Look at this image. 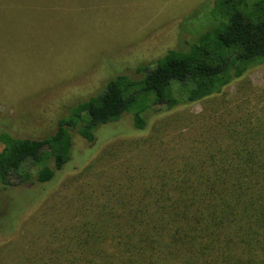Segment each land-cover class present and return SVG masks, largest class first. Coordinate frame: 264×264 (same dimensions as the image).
<instances>
[{
    "label": "trees",
    "instance_id": "16d2710c",
    "mask_svg": "<svg viewBox=\"0 0 264 264\" xmlns=\"http://www.w3.org/2000/svg\"><path fill=\"white\" fill-rule=\"evenodd\" d=\"M200 19L187 48L140 65V78H111L71 105L54 133L37 139L0 128L1 220L5 190L37 184L35 206L51 184L70 189L57 197L60 222L30 264H264V109L229 110L213 141L156 162L148 155L156 145L149 125L162 111L207 103L264 65V0H210L185 23ZM126 114L132 122L116 129V144L75 160L76 134L94 142Z\"/></svg>",
    "mask_w": 264,
    "mask_h": 264
},
{
    "label": "rangeland",
    "instance_id": "374dc122",
    "mask_svg": "<svg viewBox=\"0 0 264 264\" xmlns=\"http://www.w3.org/2000/svg\"><path fill=\"white\" fill-rule=\"evenodd\" d=\"M209 2L0 0V128L37 139L54 133L71 105L101 92L111 78L118 74L140 78V65L154 63L169 49L187 48L202 22L186 24L187 16L207 8ZM262 109L264 65L207 103L162 111L149 125L148 135H154L156 145L148 155L151 160L165 152L180 155L197 140L201 145L213 141L218 120L227 111L237 117L249 110L256 115ZM131 122L132 116L126 114L98 130L94 142L76 134L75 160L80 154L96 156L106 145L116 144V129H127ZM110 162L113 165L107 168L106 163L103 173L108 182L116 177V161ZM51 163L59 164L57 159ZM37 187L26 184L2 194L0 264H30L38 247L51 240L50 226L60 222L57 197L68 193L67 183L47 186L45 197L33 206L30 188Z\"/></svg>",
    "mask_w": 264,
    "mask_h": 264
}]
</instances>
